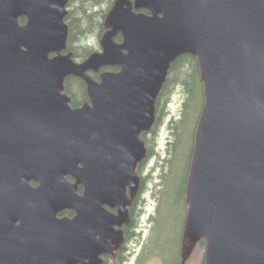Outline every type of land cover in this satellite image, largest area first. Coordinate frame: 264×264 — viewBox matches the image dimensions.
I'll list each match as a JSON object with an SVG mask.
<instances>
[{"label": "water", "instance_id": "obj_1", "mask_svg": "<svg viewBox=\"0 0 264 264\" xmlns=\"http://www.w3.org/2000/svg\"><path fill=\"white\" fill-rule=\"evenodd\" d=\"M68 2L0 0V264H100L123 244L113 228L128 218L124 186L139 189L140 134L183 54L198 58L204 84L183 262L204 239V264H264V0H115L102 50L82 62L68 52ZM105 66L119 70L90 74ZM69 76L93 106L71 107ZM64 208L77 215L58 219Z\"/></svg>", "mask_w": 264, "mask_h": 264}, {"label": "trees", "instance_id": "obj_2", "mask_svg": "<svg viewBox=\"0 0 264 264\" xmlns=\"http://www.w3.org/2000/svg\"><path fill=\"white\" fill-rule=\"evenodd\" d=\"M69 0L68 2V15L66 16V22L69 25V33L67 46L68 50L72 51L76 59H82L88 56L96 49V45L89 44V40L92 36L100 41L106 28L104 26V19L111 8L114 0ZM106 4V7H104ZM117 41H122L121 34L116 36ZM74 86H78V91L83 94V82L76 77L70 76L67 79V92L73 94ZM75 89V88H74ZM204 84L201 79L200 66L198 58L191 54H183L179 56L170 66L168 71L167 79L157 97L156 105L159 114L158 125L161 128L163 123V117L168 114L170 108L168 107L174 96L179 92L183 95V100L181 102L180 114L175 117L173 116L169 122V130L171 131V140L168 146L167 154L164 156V172L161 175L163 177L162 181V205L165 204L168 198L167 191L169 190V179L175 173L176 167L180 155L182 153L180 146L186 140V135H190V129H188V124L191 126L194 119L195 109L198 107L197 99L201 96L202 103L204 100ZM198 93L200 95L198 96ZM169 108V109H168ZM201 109H199V112ZM200 116V115H198ZM199 118V117H198ZM198 118L196 123H198ZM197 127V124H195ZM192 136V131H191ZM195 140V133H194ZM155 143L149 146V158L153 157L156 153ZM193 151V150H192ZM192 151L190 153V159L187 163V172L184 178V194L186 197V178L189 172ZM161 156V154H160ZM187 203L185 198V204ZM157 225V224H156ZM155 225V227H156ZM155 236V235H154ZM154 236L151 237L150 242ZM182 237V235H181ZM153 248L161 246L159 241H154ZM200 245H206L204 239L200 240ZM180 248H181V238L178 248L175 250L176 257L174 259H168L167 255L169 253L162 247V255L164 257V264H171L172 262L180 263Z\"/></svg>", "mask_w": 264, "mask_h": 264}, {"label": "rangeland", "instance_id": "obj_3", "mask_svg": "<svg viewBox=\"0 0 264 264\" xmlns=\"http://www.w3.org/2000/svg\"><path fill=\"white\" fill-rule=\"evenodd\" d=\"M105 2L104 0L103 3ZM104 7H106V4H104ZM89 44L96 45V48L99 47L98 39L94 36L90 38ZM199 95L200 93H198V96ZM182 100L183 95L179 92L174 96L172 102L168 104L170 111L163 117L164 124L161 125V128L158 130L153 140L156 153L159 154H155L144 163L142 173L148 180V188L144 200V208L146 211L142 213L139 221L142 229L141 236L130 243V248L135 246V249L130 250L131 256L126 264H164V257L161 254L162 247L169 253V255H167L168 259L171 260L176 257L175 250L178 248L183 233L188 208V203L185 204L186 197L184 194V178L187 172L186 165L188 159H190V153L194 146L195 124H197L196 119L199 117L198 115H200L199 109L203 107L201 96H199L197 99L198 107H196L194 111L193 123L191 126L188 124L190 135H186L185 142L180 146L182 153L176 171L169 179V190L167 191L168 198L165 204L162 205L161 189L163 177H161V175L164 172L163 168L165 164L163 158L168 153L167 150L171 140L169 122L173 116L177 117L180 114ZM152 236H154V238L151 244L150 239ZM154 241H159L162 247L157 246L153 248L152 245H154ZM140 246L142 248L144 246L147 247L145 255L143 256L145 258L142 261L141 259L143 257L140 256ZM205 246L206 245L203 246L198 244L187 264H203L206 250ZM138 257L141 258L137 260Z\"/></svg>", "mask_w": 264, "mask_h": 264}, {"label": "flooded vegetation", "instance_id": "obj_4", "mask_svg": "<svg viewBox=\"0 0 264 264\" xmlns=\"http://www.w3.org/2000/svg\"><path fill=\"white\" fill-rule=\"evenodd\" d=\"M132 1H134V0H132ZM114 2H115V0H114ZM114 2H113V4H114ZM113 4H112V6H113ZM112 6H111V8H112ZM67 9H68V6H67ZM143 11H145L146 13H149L148 10H143ZM19 20L21 23H25L26 17H20ZM65 21H66V17H65ZM104 21H105V19H104ZM101 50H102V48L100 46V41H99V47L96 48L93 52H97V51H101ZM68 52H69V50H68ZM70 52H72V51H70ZM90 54L88 56H86L85 58H82V59H76L74 57V54H73V57L76 61L82 62L87 57H89ZM108 70L117 71V70H119V67H117V66H105V67L100 68L98 71L91 70L90 74L92 76H94V78L96 80L100 81L101 80V73L104 71H108ZM69 77H67L65 80V93L71 98V100H70L71 107L72 108H79V107L84 106L85 104H90L91 106H93L91 98L88 95L87 84L82 78L73 76V77H76L77 79L82 80L83 88H84L83 94H81V92L78 91V86H74L75 89L73 88V92H72L73 94H69L67 92V79ZM203 93H204V89H203ZM158 121H159V114H158L157 105H156V118H155L154 124L152 125V127L149 130H145V131L141 132V134H140V137L145 141L146 147L148 149V155H149V146L153 143V140L155 139V135L158 132V130L160 129L159 125H158ZM148 157L149 156H147V158ZM147 158L145 160H143L142 162H138L136 169H135L136 173L140 177L139 189L136 192L135 196L132 197L133 191H132V187L129 184L124 186V199L122 200V203H124V202L126 203V209L128 210V218H127L128 222L122 221V223L120 225H118V224L115 225L113 228V231H114V229L120 230L122 232L125 240H124L123 244L119 248L114 249L113 252L102 253L101 255H99V258L101 259L100 264H126V263H128L130 256H131L130 250L135 249L134 248L135 246L130 248V243L133 240H137L141 236L142 229L140 227L139 221L141 219L142 213H144L146 211L144 208V204H145L144 200H145V195H146V191L148 188V184H147L148 180L143 175L142 171H143L144 163L147 161ZM66 178L69 180L70 183L76 185V192H77L78 196H84L85 195L84 183L77 182V179L71 175H67ZM30 183H31V186L33 188H39L41 186V182L37 179H32L30 181ZM95 204H96V202L93 203V205H92L93 209L95 207ZM103 207L107 212H109L115 216L119 214V208H120L119 206H113L110 203L105 202L103 204ZM187 212H188V208H187ZM76 215H77V212L74 209L64 208V209L58 210L56 217L58 219H63V218H73ZM186 217H187V214H186ZM185 221H186V218H185ZM184 226H185V223H184ZM91 231H92V233H94L96 235L97 239H99L101 237L100 233H98L97 229H95L94 227L92 228ZM183 231H184V228H183ZM182 238H183V233H182V237H181V248H180V255H179L180 256V261H179L180 263L172 262L171 264H187L188 260L191 258L192 254L194 252L193 251L191 253V255L189 256V258L185 262H183V259H182V256H183L182 255ZM107 241H108L109 245L114 244V242H113L114 240L112 237H109L107 239ZM199 242L197 243V245L199 244ZM197 245H196V247H197ZM146 248H147L146 246H144L143 248L141 247V249H140V256L141 257H143L145 255ZM141 257H138L137 260L140 259ZM144 258L145 257H143L141 259V261ZM204 262H205V257H204L203 264H204ZM77 264H92V262L90 260V257L86 256L83 258V260L81 262H79Z\"/></svg>", "mask_w": 264, "mask_h": 264}]
</instances>
